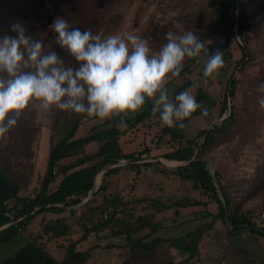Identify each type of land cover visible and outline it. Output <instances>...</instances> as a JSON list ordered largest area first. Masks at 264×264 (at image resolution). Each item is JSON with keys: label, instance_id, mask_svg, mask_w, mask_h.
<instances>
[{"label": "rangeland", "instance_id": "rangeland-1", "mask_svg": "<svg viewBox=\"0 0 264 264\" xmlns=\"http://www.w3.org/2000/svg\"><path fill=\"white\" fill-rule=\"evenodd\" d=\"M65 1L70 0H0V36L15 35L9 29V25L15 22L21 23L26 34L34 39V29L44 27V50H54L68 66L72 57L54 43L55 33L49 27L57 17H63L73 27L71 21L74 19L71 16L74 12L67 9ZM90 5L91 11L78 27L81 31L89 30L101 38L110 34L123 36L125 32L134 34L147 42L151 53L158 52L161 45L166 43V32L182 34L193 31L205 43L209 55L217 50L222 52V66L209 77L203 76V66L208 58L204 49L197 57H185L179 74L169 75L164 81V87L172 99L175 90L191 80L195 85L184 91L194 97L197 87H202L216 101L215 106L207 108L205 113L193 117L183 125L180 129L184 136L183 142L193 138L201 145L204 135L200 132L214 123H221V119L227 118L233 111L235 119L223 140L197 152L208 161L212 174L215 171L219 173L235 212L245 213L264 226V109L257 103V97L264 96V88H259L264 82V0L238 2L237 10L239 13L243 10L246 15L245 24L249 27L248 48L253 53L240 65V44L243 41L236 37L229 48L222 50V27L209 0H93ZM61 11L65 16L61 15ZM234 78L237 80L236 93L231 98L228 93L230 81ZM225 96L229 107L221 116V102ZM153 99L146 98L142 108L135 114H130V117L133 118L146 109L153 103ZM57 110L59 109L55 106L44 110L38 102H33L17 118L16 125L7 134L0 135V167L21 182L26 188L24 194H34V190L38 189L47 168L51 144L61 136V129L55 128L54 117ZM107 119H84L77 137L85 136L93 125ZM163 127L155 117L147 118L132 129L122 126L124 132L120 138L121 144L126 152L137 151V155H141L134 161L141 164V171L135 174L133 170H126L119 174L115 186L124 191L127 199L147 196L171 202L189 197L203 200L206 204L179 208L178 212L173 208L157 212L154 219L162 225L148 240L160 237L163 242L154 251L133 248L128 245L124 236L114 237L109 230L92 233L78 248L85 250L96 244L102 247L92 250L87 264H263L264 237L245 231L240 238L242 244L238 245L222 220H217L204 234L198 258L185 261L188 254H183L171 245L170 239L210 222L212 216L208 213H217L218 206L202 189L179 176L175 169L182 162L165 157L166 153L177 146V141L172 139L170 133H165ZM98 145L99 142L89 144L87 151H96ZM145 148L150 149V152L146 153ZM147 162L151 165H144ZM127 163L130 162L121 161V164ZM97 179L96 188L101 182L100 174ZM57 183H53L52 187ZM220 191L222 192L221 188ZM102 201L100 193L96 196L94 205ZM130 207L128 206L135 216L143 212L141 204L134 209ZM75 208L78 209L74 215L69 211L41 214L30 226V230L37 231L46 220L65 217L72 225L66 240L78 239L82 235L86 219L80 216L81 208ZM120 215L123 214L120 212ZM97 218L98 213H95L93 223ZM148 232L149 230H144L138 235L143 237ZM25 241L26 236L19 234L0 245V262L14 255ZM62 243L67 244L62 239L52 241L48 243V250L62 248ZM108 244L114 246H104Z\"/></svg>", "mask_w": 264, "mask_h": 264}, {"label": "trees", "instance_id": "trees-1", "mask_svg": "<svg viewBox=\"0 0 264 264\" xmlns=\"http://www.w3.org/2000/svg\"><path fill=\"white\" fill-rule=\"evenodd\" d=\"M239 1L209 0L222 27L224 38L222 50L229 48L236 37H240L243 41V44H240L242 51L240 65L249 59L253 53L248 48L249 27L245 24V12L241 10L237 18ZM91 2L93 0L65 1L67 9L74 12L71 16L74 19L71 21L73 27L81 26L85 15L91 11ZM61 15L65 16L62 11ZM43 29L44 27L34 29L35 39L43 40ZM68 66L75 67L76 62L72 59ZM236 83L237 80L234 78L228 93L231 98L235 96ZM194 85V81L187 80L175 90L172 99L177 93ZM194 98L200 108L181 121L183 125L193 117L205 113L202 110L216 105V101L202 87H197ZM226 99L225 96L221 102V116L226 112ZM152 104L133 118L130 115L124 117L125 128L132 129L150 117L159 120L158 113L153 114L151 112ZM57 112L54 117L55 128L61 129V136L51 144L45 174L38 189L34 190V194H24L23 191L26 188L21 182L0 167V245L11 241L19 234H24L27 238V242L22 244L14 255L1 261L0 264H87L92 256V250L102 246L96 244L81 250L78 245L88 240L92 233H100L106 230H109L114 237L124 236L128 245L133 248L154 251L163 242L160 237L148 240L150 236L158 232L162 225L154 219L157 212L171 208L178 212L179 208L206 204L203 200L189 197L171 202H164L159 198L147 196L127 199L124 191L118 190L115 186L116 181L119 174L126 170H133L135 174L141 171V164L134 162L141 155H137V151L128 153L124 150L120 141L124 131L118 123L121 117L115 116L103 123L95 124L85 136L77 137V131L83 124V120L94 117L76 114L68 110L59 109ZM234 119V113L231 111L230 116L221 123H215L210 130L208 128L203 129L200 132L201 135H204L201 145L193 138L183 142L184 136L180 130L182 127L176 124L171 127L166 125L163 127L164 132L170 133L172 139L177 141V146L166 153L165 157L171 161L182 162L183 164L178 165L175 169L179 176L185 180H190L195 187L202 189L218 206L217 213H208L212 216L210 222L199 225L185 235L170 239L172 246L183 254H188L185 261L200 256L201 240L217 220H222L226 224L228 233L238 245L242 244L240 238L245 231L264 237L263 225L258 224L245 213L237 214L232 208L231 200L220 181L219 173L215 171L212 174L208 161L203 158V155L198 154L194 158L197 150H206L216 143H220ZM93 142H99L98 148L89 153L87 146ZM144 151L149 153L150 149L145 148ZM121 161L130 163L122 165ZM115 165L120 166L109 169ZM144 165L148 166L151 163L147 162ZM101 171H103L101 182L94 191L97 186L96 177ZM56 182H58L57 185L52 187V184ZM100 193L103 196V201L94 205L95 198ZM87 198H89L88 201H86ZM140 204L143 212L135 216L128 206L134 209ZM76 206L81 208L80 216L86 219L82 235L78 239L66 240L72 230V225L65 217L46 220L42 222L37 231L30 230V226L35 222L37 216L50 212L60 214L65 211L74 215L78 209L75 208ZM120 212L123 215H120ZM95 213H98V218L93 223ZM144 230H149V232L140 237L138 234ZM58 239L67 242V244L62 243L60 245L65 251L61 260L56 259L48 250V243Z\"/></svg>", "mask_w": 264, "mask_h": 264}, {"label": "clouds", "instance_id": "clouds-1", "mask_svg": "<svg viewBox=\"0 0 264 264\" xmlns=\"http://www.w3.org/2000/svg\"><path fill=\"white\" fill-rule=\"evenodd\" d=\"M49 27L54 43L72 57L75 67L66 66L54 50L45 51L42 41L27 35L19 22L9 25L15 35L0 36V135L7 134L33 102L44 110L55 106L101 120L120 116L119 126H126L124 117L140 110L146 98H154L151 112L169 127H183L181 121L200 108L187 91L170 99L164 87L169 75L179 74L185 57H197L202 49L208 53L193 31L166 32V43L151 53L144 39L127 32L101 38L70 27L63 17ZM222 64L221 51L208 53L203 76ZM257 103L264 109V96H258Z\"/></svg>", "mask_w": 264, "mask_h": 264}, {"label": "crops", "instance_id": "crops-1", "mask_svg": "<svg viewBox=\"0 0 264 264\" xmlns=\"http://www.w3.org/2000/svg\"><path fill=\"white\" fill-rule=\"evenodd\" d=\"M191 88V87H190ZM190 88H187V90H189ZM175 93V92H174ZM172 97V96H171ZM27 242V238H26V241L23 243V244H25ZM62 251L61 253H59L58 251ZM56 259H58V260H61V259H63V257H64V254H65V251L63 250V249H61V248H58V247H56V250L55 251H49Z\"/></svg>", "mask_w": 264, "mask_h": 264}, {"label": "water", "instance_id": "water-1", "mask_svg": "<svg viewBox=\"0 0 264 264\" xmlns=\"http://www.w3.org/2000/svg\"><path fill=\"white\" fill-rule=\"evenodd\" d=\"M239 17V11L237 10V18ZM232 80L233 79H231V81H230V85H231V83H232ZM228 107H229V105H228V103H227V105H226V110L228 109ZM226 117H223L221 120L223 121L224 119H225ZM215 124V123H214ZM214 124L210 127V128H208L209 130L214 126ZM203 142V141H202ZM198 155V152L195 154V156H194V158L196 157ZM123 165V164H122ZM118 166H120V165H115V166H113V167H110L109 169H112V168H115V167H118ZM103 173V171H101L100 172V175ZM96 185H97V177H96ZM98 186H99V184H98ZM97 189V188H96ZM94 191H96V190H94ZM90 198V197H89ZM89 198H87L86 199V201H88L89 200Z\"/></svg>", "mask_w": 264, "mask_h": 264}, {"label": "bare ground", "instance_id": "bare-ground-1", "mask_svg": "<svg viewBox=\"0 0 264 264\" xmlns=\"http://www.w3.org/2000/svg\"><path fill=\"white\" fill-rule=\"evenodd\" d=\"M98 179H99V177H98ZM98 179H97V181H98Z\"/></svg>", "mask_w": 264, "mask_h": 264}]
</instances>
